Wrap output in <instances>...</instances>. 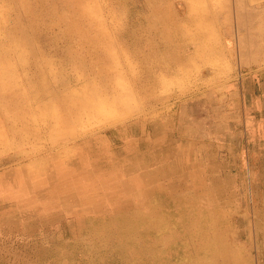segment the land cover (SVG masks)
<instances>
[{
    "label": "rangeland",
    "instance_id": "rangeland-1",
    "mask_svg": "<svg viewBox=\"0 0 264 264\" xmlns=\"http://www.w3.org/2000/svg\"><path fill=\"white\" fill-rule=\"evenodd\" d=\"M126 154L146 211L69 173L49 198L52 166ZM230 256L264 264V0H0V264Z\"/></svg>",
    "mask_w": 264,
    "mask_h": 264
},
{
    "label": "bare ground",
    "instance_id": "bare-ground-1",
    "mask_svg": "<svg viewBox=\"0 0 264 264\" xmlns=\"http://www.w3.org/2000/svg\"><path fill=\"white\" fill-rule=\"evenodd\" d=\"M165 16V15H164ZM168 19V18H167ZM170 20V25H172V28H174L173 30H175L176 32L175 33H178L180 35H182L183 38H185V35L186 32L183 31L184 28H182V26L180 25V23H178L177 21H175L174 19H168V21ZM168 24V23H167ZM185 40V39H184ZM182 44L185 45V42L182 41ZM221 47V46H220ZM219 49V48H218ZM223 51V50H222ZM61 62V61H60ZM64 62V61H63ZM40 63V62H39ZM163 63V62H162ZM67 64V63H66ZM32 65V63H31ZM36 65V64H35ZM39 65V64H38ZM61 65V63H60ZM59 65V66H60ZM32 67V66H30ZM34 68V67H33ZM38 68V67H37ZM64 69V67H63ZM68 70V69H67ZM35 71V70H34ZM69 71V70H68ZM40 72V71H39ZM66 72V71H65ZM175 72H178V70H176ZM174 72V73H175ZM34 73V72H33ZM62 73V71H61ZM36 74V72H35ZM63 74V73H62ZM43 75V74H42ZM45 75V74H44ZM64 75V74H63ZM65 77V76H64ZM138 75L135 76V79L137 80L138 78ZM49 80V79H48ZM47 80V81H48ZM63 80V79H62ZM66 80V79H65ZM42 81V80H41ZM46 81V80H45ZM137 82V81H136ZM43 83V82H42ZM45 84V83H44ZM56 85V84H55ZM48 86V85H47ZM44 92V91H43ZM2 108V107H1ZM9 120V119H8ZM115 126V124H114ZM15 134V133H14ZM93 138H89V139H84L83 140V143L82 145H84L85 147H88V148H92V146H88L90 145L91 141H94L92 140ZM91 140V141H90ZM82 148V147H81ZM89 151V150H88ZM84 154V153H83ZM132 154V153H131ZM130 155V154H126L125 156V159L122 160L121 162H124V164H122L121 162L118 161V167L115 168L114 165H113V161L111 159H96V163L98 164H103L104 162L107 164V171L105 172H99V171H93L95 170V164L94 166L92 165L93 163L90 161H85V162H82L83 160V157L80 155L79 158H77V163L72 165V166H67V165H64V166H52L55 168V171H53V173L51 174V176L49 177L48 176V181H50L49 183V188L48 190L49 191V198L50 199H54L55 197L57 196H66L65 195V191L62 187H60L59 185H57L58 187L56 188L55 185H51L52 183L57 182V184L59 183H63L61 182L62 180H66L68 177L66 173H69L68 175H71V177H73L74 179H71L72 182L78 187H73L72 186V190L73 192H71V194L73 196H75L76 198H79V196H82V198L84 196H86L87 194H91L94 195V188L93 185L92 186V189H90V187L88 185H91L89 184V180L90 178L92 179H100L102 181H105V183L103 186L105 189V191H99V190H95V191H98L99 194H105V195H115V193L113 194L112 192H118L120 193L122 196H135L138 197V203H132L130 198L127 197L123 200V206L120 208V209H125L127 207V209H131L132 212L133 211H136V210H139V211H146V209H148V203L146 202V199H145V195L143 193H138V192H133V193H130L128 190L129 189V183L128 181L125 180L126 177H130V178H134V179H137L139 177L141 178H144L143 176V173H141V171H134V170H131V166L129 164V162L127 161V156ZM120 163V164H119ZM54 165V164H53ZM128 168H129V171H128ZM103 169H101L100 171H102ZM93 171V172H92ZM102 175H107V176H102ZM111 179L113 180L114 182L113 183H110L108 182V180ZM83 180H85V184L83 183ZM52 182V183H51ZM85 185V186H84ZM80 186V187H79ZM85 187H89L88 190H85L83 189ZM114 187V191H112V189H109V188H112ZM152 186L149 185L148 188H151ZM77 188V189H76ZM81 188V189H79ZM118 188V189H117ZM41 190H42V187H40L39 185H30L29 187H27L26 189H22L20 190V192L23 193V196L25 197V200L22 202V201H19L17 203L19 204H23L28 198H29V195L32 194L34 195L32 197L33 200H40V194H41ZM52 190V191H51ZM74 190H77V191H74ZM67 192V191H66ZM129 192V193H128ZM147 192L148 193H151L153 192V190L151 189H147ZM7 198V197H6ZM31 198V197H30ZM71 203L67 204V203H62V204H56V205H53V210H56L57 207L61 209V211L65 210V209H69L68 208H65L66 206L65 205H70ZM89 208H87V206L83 205L82 206V209L81 210H88ZM35 210H41L40 207L36 206V209ZM74 210H71V212H73ZM131 212V211H130ZM96 215V214H95ZM88 216H93V215H88ZM232 249V248H231ZM230 249V250H231ZM234 249V248H233ZM233 251V250H231ZM236 251V250H235ZM226 253V252H224ZM232 258H234L232 256ZM228 257V259H221V258H218L220 259L218 261V259H215L217 261H214L213 264H235V262L233 261V259ZM226 260V261H224Z\"/></svg>",
    "mask_w": 264,
    "mask_h": 264
},
{
    "label": "crops",
    "instance_id": "crops-1",
    "mask_svg": "<svg viewBox=\"0 0 264 264\" xmlns=\"http://www.w3.org/2000/svg\"><path fill=\"white\" fill-rule=\"evenodd\" d=\"M161 74H164L163 72H161Z\"/></svg>",
    "mask_w": 264,
    "mask_h": 264
}]
</instances>
